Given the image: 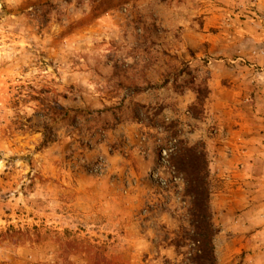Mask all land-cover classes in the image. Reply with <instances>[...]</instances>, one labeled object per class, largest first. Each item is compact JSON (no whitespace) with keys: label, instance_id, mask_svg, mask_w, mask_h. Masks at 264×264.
<instances>
[{"label":"rangeland","instance_id":"obj_1","mask_svg":"<svg viewBox=\"0 0 264 264\" xmlns=\"http://www.w3.org/2000/svg\"><path fill=\"white\" fill-rule=\"evenodd\" d=\"M215 73L226 84L237 75L248 88L259 81L264 105V0H0V251L34 253L40 264L51 253L63 261L96 253L65 238L53 209L67 175L94 174L105 155H89L125 148L121 129L139 123L156 161L160 146L178 139L163 169L168 187L152 176L156 162L149 176L163 193L158 210L169 200L175 207L178 226L160 229L163 244L196 264L192 179L174 161L204 144L188 143L190 123L217 112ZM258 229L237 264H264Z\"/></svg>","mask_w":264,"mask_h":264},{"label":"crops","instance_id":"obj_2","mask_svg":"<svg viewBox=\"0 0 264 264\" xmlns=\"http://www.w3.org/2000/svg\"><path fill=\"white\" fill-rule=\"evenodd\" d=\"M212 77L219 84L210 93L216 99L217 112L207 114V109L202 119L190 123L188 143H204L212 222L219 229L214 238L217 264H237V255L251 246V238L260 236L258 228L264 227L262 89L255 79L248 88L249 83L238 75L227 84L219 73ZM252 91L256 94L250 105L246 102ZM121 130L127 139L125 148L116 146L118 150L111 151L110 146L100 145L98 153L89 156L105 155L103 172L67 175V187L59 191L66 195L53 209L56 228L65 231L68 241L87 243L98 251L67 253L65 261L51 253L49 264H183V255L174 246L163 244L160 229L175 230L178 225L170 200L157 208L163 193L156 192L149 176L157 158L154 139L139 123ZM220 243H224L222 248ZM0 264L40 263L34 253L0 251Z\"/></svg>","mask_w":264,"mask_h":264},{"label":"trees","instance_id":"obj_3","mask_svg":"<svg viewBox=\"0 0 264 264\" xmlns=\"http://www.w3.org/2000/svg\"><path fill=\"white\" fill-rule=\"evenodd\" d=\"M174 163L192 179L190 183L192 188L188 189V195L193 197V208L190 211L195 218L196 234L194 237L201 242V252H203L200 255L197 254L196 264H217L214 238L219 229L215 228L212 222L213 212L210 203L209 172L205 149L202 146L201 149L186 150ZM183 235L195 240L185 231ZM171 241V244L181 246L180 240L172 239Z\"/></svg>","mask_w":264,"mask_h":264},{"label":"built area","instance_id":"obj_4","mask_svg":"<svg viewBox=\"0 0 264 264\" xmlns=\"http://www.w3.org/2000/svg\"><path fill=\"white\" fill-rule=\"evenodd\" d=\"M177 142L178 139L176 137H171L166 144L160 146V151L158 154V159L156 161V165L152 170V176L160 183V185L164 188L168 187V179L164 177L163 169L167 168L168 159L172 152L177 149ZM102 160V159H101ZM104 170V163L99 161L95 166L92 168V172L101 174ZM174 180H177L174 177Z\"/></svg>","mask_w":264,"mask_h":264}]
</instances>
